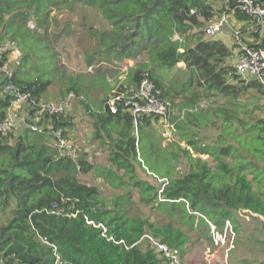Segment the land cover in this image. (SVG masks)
<instances>
[{
    "label": "trees",
    "instance_id": "1",
    "mask_svg": "<svg viewBox=\"0 0 264 264\" xmlns=\"http://www.w3.org/2000/svg\"><path fill=\"white\" fill-rule=\"evenodd\" d=\"M62 4L97 9L109 24L78 33L93 73L64 69L45 33L51 10ZM223 13L245 22L235 27L241 42L264 46V24L234 0H0V120L13 97L7 85L35 101H51L45 97L51 86L59 100L72 92L106 157L99 167L75 148L73 156L60 154L54 141L58 130L70 140L68 111L36 114L30 101L17 110L26 111L22 132L15 135L14 125L0 134V264H170L149 237L177 250L183 264H209L186 262L188 250L213 242L209 223L222 233L228 221L238 236L233 213L257 219L264 249V85L232 73L240 52L232 34L231 44L205 35ZM12 47L19 55L8 64ZM124 60L133 64L120 88L135 89L146 76L170 101L173 126L165 142L155 129L158 116L135 124L120 105L115 112L105 107L115 88L109 66ZM174 66L183 75L177 85L156 72ZM118 71L109 76L116 79ZM210 129L216 133L208 137ZM90 172L116 192L106 195L80 180L79 173ZM247 259L243 264H264Z\"/></svg>",
    "mask_w": 264,
    "mask_h": 264
},
{
    "label": "rangeland",
    "instance_id": "2",
    "mask_svg": "<svg viewBox=\"0 0 264 264\" xmlns=\"http://www.w3.org/2000/svg\"><path fill=\"white\" fill-rule=\"evenodd\" d=\"M216 5H220V2H217ZM219 17L217 15L213 19L216 20ZM234 21H237V16L234 14L229 15V27L225 30V33L229 38L224 41L227 44L232 43L231 27H235ZM48 29H46L47 37L53 47H55L57 53L59 54L60 63L64 66L71 74L76 73H93V70L90 67L85 65V53L81 44L78 42L79 36L78 33L86 36V29L88 27H93L95 29H108L109 24L104 17L101 16L100 12L97 9L86 7L84 5L69 6L62 4L58 8H53L49 15ZM27 26L31 29L34 28L35 22L33 18H30L27 21ZM39 28V32H43ZM71 30H74V34L71 33ZM247 37V36H245ZM83 40V38H82ZM84 43V42H83ZM82 43V44H83ZM9 62H14L17 59L12 52H9ZM132 63L133 61L130 60ZM122 64H124L122 62ZM121 64V65H122ZM120 65V63H119ZM9 66V65H8ZM179 68L184 66L183 63H180ZM178 67L174 66L171 69L168 68V71L165 72L162 68H156V72L163 75L164 82L176 84V80L182 81L183 75L177 73ZM174 73H177L174 76ZM110 74H114L109 71L108 77ZM45 97L50 98L51 100H56L60 98L59 93H55L53 87L45 92ZM75 105L77 108L69 109L67 113L72 116V127L68 131V136L70 141L74 144V148L78 151L79 154L86 152L88 158L91 161H94L99 167L106 164L105 153L98 146L97 142L92 139V126L90 118L85 114L84 109L79 103L75 100ZM94 108H98V104H93ZM26 116V111L24 108L18 111L15 118V129L13 130L14 134L22 132L24 125V118ZM159 126V125H158ZM156 131L160 134L159 128L155 127ZM216 132L210 130L205 131V135L211 137ZM167 139L164 138V142ZM183 144V143H182ZM140 175L145 178L144 173L140 170ZM80 180L88 183L94 184L101 187L103 194L109 195L112 192H116L114 188L104 179L103 177H98L93 173H79ZM257 219L251 216L242 215L240 217L237 214L233 213V224L237 226L238 236L235 237L232 234L231 228L229 226L228 231H226V236H224L223 244H216L213 236V242L202 241L200 244H195L188 250V256L185 260H191L192 262L206 261L209 264H243L244 258L256 259L260 261L264 259V249L263 246L257 241V239L262 238L260 231V224L255 222ZM239 222L242 223V226L239 225ZM228 238V239H227ZM226 243V244H225ZM247 259V260H249ZM251 261V260H249Z\"/></svg>",
    "mask_w": 264,
    "mask_h": 264
},
{
    "label": "built area",
    "instance_id": "3",
    "mask_svg": "<svg viewBox=\"0 0 264 264\" xmlns=\"http://www.w3.org/2000/svg\"><path fill=\"white\" fill-rule=\"evenodd\" d=\"M225 1L227 2L228 0ZM234 2L240 11L256 16L264 24V5L259 4L255 0H234ZM229 25V16L227 13H223L216 20L210 22L204 27V33L207 36H216L221 34L223 29L229 27ZM230 28L231 34L238 43L240 51L234 60V69L232 73L245 80L256 79L264 85V46L255 48L246 45L240 40L238 28L231 26ZM3 49L4 48L0 46V52L3 51ZM11 49V52L15 56L19 55V52L15 48L12 47ZM0 70H3L2 66H0ZM4 90L12 93L13 97L9 107L10 110L8 116L5 119L0 120V134L5 133L15 125L17 110L27 101H30L31 105L38 109L36 114L41 112L51 114L67 112L72 101L76 98L72 92H69L63 99L57 102L42 100L35 101L30 99L29 92L21 91L11 85H7ZM118 105L131 113L135 124L139 117L158 116V130L160 135L167 140L169 139L170 131L173 126L167 118L171 103L168 100L159 98L158 90L148 77H142L135 89L126 85H122L120 88V85L117 84L108 94L105 101V107H107L111 112H115ZM38 120V116L32 119L31 129L36 130L38 128L36 124ZM54 146L57 147L61 155H74L73 143L63 137L60 130L56 132ZM209 226L210 232L214 236L215 243L223 244L224 236H226V231H228L230 226L228 221L225 222V228L222 233L216 231L213 224L209 223ZM149 240L156 250L163 253L170 264H183L177 250L171 249L166 244L160 243L151 237H149Z\"/></svg>",
    "mask_w": 264,
    "mask_h": 264
},
{
    "label": "crops",
    "instance_id": "4",
    "mask_svg": "<svg viewBox=\"0 0 264 264\" xmlns=\"http://www.w3.org/2000/svg\"><path fill=\"white\" fill-rule=\"evenodd\" d=\"M244 21H234V26L235 27H238V26H243L244 25ZM250 28V27H249ZM224 29H226V28H224ZM223 29V32L221 33V34H218L217 36H219V37H221L222 39H227V38H229L228 36H227V34L225 33V30ZM259 34H260V36H262V35H264V31L263 30H261L260 32H259ZM235 58H236V56L234 57V59H233V64H234V60H235ZM123 63L124 64H122V62H120V65H119V63H116L115 65H110L109 66V68H111L109 71L110 72H112V73H114V70L115 69H118L119 71H118V73H117V78L115 79V78H112V77H108V74H106V76H107V79H108V81H109V87H111V88H113V86H116L117 84H119V82H121V81H123L124 80V78H125V76H126V73H127V70H128V67L129 66H131L132 64H133V62L131 63L130 62V60H124L123 61ZM122 64V65H121ZM112 90V89H111ZM59 99H56V100H51V101H54V102H57ZM73 104H75V101L73 102L72 101V103H71V105H70V107H69V109H71V107L72 108H77L75 105H73ZM95 104H98V102L97 101H95L94 102V105ZM98 107H99V104H98ZM69 109H68V111H69ZM190 260H187L186 262H189Z\"/></svg>",
    "mask_w": 264,
    "mask_h": 264
}]
</instances>
